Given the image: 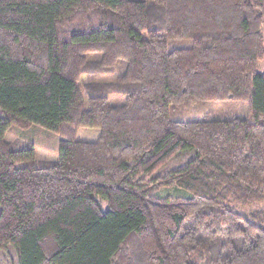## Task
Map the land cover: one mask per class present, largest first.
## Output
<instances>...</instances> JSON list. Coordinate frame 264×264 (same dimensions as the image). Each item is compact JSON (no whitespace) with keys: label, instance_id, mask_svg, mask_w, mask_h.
<instances>
[{"label":"trees","instance_id":"16d2710c","mask_svg":"<svg viewBox=\"0 0 264 264\" xmlns=\"http://www.w3.org/2000/svg\"><path fill=\"white\" fill-rule=\"evenodd\" d=\"M263 24L264 0H0V250L14 264H264V208L231 206L264 203ZM209 101L247 115L181 117ZM13 125L59 134L57 158L7 142Z\"/></svg>","mask_w":264,"mask_h":264},{"label":"rangeland","instance_id":"374dc122","mask_svg":"<svg viewBox=\"0 0 264 264\" xmlns=\"http://www.w3.org/2000/svg\"><path fill=\"white\" fill-rule=\"evenodd\" d=\"M262 36L264 40V24L262 26ZM258 71L264 73V59L258 64ZM118 71L115 73L117 74ZM115 76H101L95 78L94 81L111 82L114 81ZM88 77L82 75L79 83L85 85L88 82ZM114 101H116L114 99ZM181 117L186 118L188 116L203 113H207L209 117L217 118V116L225 114L228 116H238L243 118L247 115V106L244 102H193L182 108H180ZM218 116V117H219ZM98 136V131L89 128H79L75 134L74 139L82 142H93ZM6 141L9 143L16 144H29L32 143L35 156L41 161H53L57 158V150L62 137L54 132L48 131L36 125H31L25 128L13 125L7 132ZM190 156H183L170 161L164 167V171L174 170L184 164ZM172 190H175L178 194H182L183 191L176 190L175 188L160 189L159 196L175 197ZM235 208L236 212L245 218H248L251 213L259 211L264 208V203L259 205H250L246 207H239L231 204ZM15 252L10 248L0 250V264H14L15 263Z\"/></svg>","mask_w":264,"mask_h":264}]
</instances>
